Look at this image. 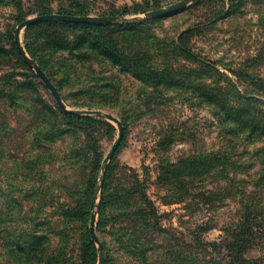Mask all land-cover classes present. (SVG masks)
<instances>
[{
  "label": "rangeland",
  "instance_id": "rangeland-1",
  "mask_svg": "<svg viewBox=\"0 0 264 264\" xmlns=\"http://www.w3.org/2000/svg\"><path fill=\"white\" fill-rule=\"evenodd\" d=\"M178 1L52 0L51 8L52 13H59V7L75 6L78 2L88 9L83 15L131 16ZM223 2L199 0L172 14L138 22L133 29L111 30L110 36L128 54L141 50L144 55L138 57L152 69L160 72L168 68L171 77L164 80L162 76L163 80L155 84L121 69L99 53L88 59L65 54L67 59H63L59 52L44 55L37 46L35 53L42 57L47 72L60 86L56 89L65 106L98 109L125 121L122 139L104 168L103 179L107 173L109 190L113 192L138 180L160 227L145 233L133 231L131 219L141 215H119L118 207L128 204V210L135 208L139 191L128 195L117 191V198L123 201H114L106 224L98 226L101 191H95L99 171L119 134L113 120L95 116L109 122L111 129L101 123H63V118L46 108L40 109V104L32 105L22 98L7 105L0 98V264H98L100 251L102 264L106 260L107 264H186L195 257L217 258L222 251L229 255L227 249L219 246L231 239L226 231L237 232L234 225L244 220V205L254 203L264 208V187L258 180V173L264 169V0H244L240 11L225 17ZM24 9V20L41 15L34 8V0H24ZM14 11L11 5L0 4L1 31L13 23L16 30L20 22H13ZM214 18L216 23L208 22ZM33 24L20 30L24 48L26 42L35 45L45 36L70 35L57 28L43 29L41 33L31 27ZM190 27L186 44L211 61L215 69L209 70L175 52L168 53L170 45L157 42L177 39ZM4 58L0 72L14 70L21 73L20 80L25 79L22 72L28 70L21 59ZM64 69L69 70L68 77L61 83ZM34 80L38 95L53 105L56 99L48 87L39 77ZM206 93L216 98L209 100ZM238 94L245 96V108L258 122L252 131L225 121L220 105L214 102L222 99L230 105ZM51 127L70 132L53 131L48 138L38 133L40 138H33L36 128L45 133ZM79 127L92 132V146H86L85 133ZM82 149L84 158L77 153ZM94 155L100 167L91 194L85 183ZM186 158H200L202 162L197 163V169L174 172L169 167ZM227 175L234 181L230 183ZM68 206L83 209L84 219L74 212L66 216L63 209ZM94 211L92 229L97 240L90 233ZM259 221L264 224V220ZM248 222L243 221L245 225ZM86 228L96 249L94 263L86 254L89 248L83 241ZM260 231L263 234L244 253L246 257L264 253V228ZM129 233L139 237L140 243L153 242L147 259L136 254ZM33 234L44 237L39 247L34 251L20 248L32 242Z\"/></svg>",
  "mask_w": 264,
  "mask_h": 264
},
{
  "label": "trees",
  "instance_id": "trees-1",
  "mask_svg": "<svg viewBox=\"0 0 264 264\" xmlns=\"http://www.w3.org/2000/svg\"><path fill=\"white\" fill-rule=\"evenodd\" d=\"M51 3L52 0H34V8L41 15L52 13L53 10L51 8ZM0 4L11 5L13 9H15L12 18L13 22L19 23L24 20V0H0ZM243 4L244 0H224L222 16L225 17L227 15L240 11ZM58 12L71 15H83L88 13V9L85 7L84 4L76 2L75 6L69 5L67 7H59ZM109 15L115 14L110 13ZM216 21V18H214L210 19L208 22L216 23ZM137 23L138 22L122 24H89L62 20L40 21L31 25V27L39 29L41 33H44L43 29L57 28L58 30H67L70 33L69 37H67L66 35L61 37L45 36L42 39L38 40L35 45L30 42H26L25 49L30 55V57H32L34 61L38 63L40 68L46 73V75L49 77V79L52 81V83L56 86L58 90L60 86L53 80L49 72H47L46 64L44 63L42 57L37 56L35 53L37 51V46H39V49L42 50L44 55H50L51 52L54 54L59 52L60 57H63V59H67L66 56H64L65 54L69 55V57H74L75 59H88L91 57L92 54L99 53L100 56L109 59L112 64L118 65L121 69L125 68L128 71H132L134 74L139 76L138 78L142 79L147 83L155 84L157 82H160L163 80L162 76H164V80H166V77H171V73H169L167 67L160 72L152 69L151 65L148 62L142 61L141 58L138 57L139 54L144 55L143 51L132 50L133 54H128L124 50V47L120 45V43L117 42L115 39H113V37L110 36L112 34L111 30L113 28L133 29L138 25ZM15 26L16 25L14 23L13 25L8 24L4 31L0 30V63L2 64L5 60L4 56H15L21 59V63L27 68L28 72H22V75L25 76V79L23 80H20L18 78L19 75H21L20 72L14 70L0 72V98L6 100L7 105L15 104L16 100H21L22 98L29 100L30 104L32 105L40 104L38 105L40 109L46 108L48 111L59 115L61 119L63 118L66 121L63 123H67L69 121H76L84 124L85 126L96 125L97 123H101L107 125L109 129H111L112 125L109 122L103 120L102 118L81 115L65 110L63 107L59 106L55 100H53V105H50L45 100H43L40 95H38L37 89L35 88L34 80L38 77L36 73L22 58V55L18 50L17 44L14 39ZM191 30L192 27L182 31L177 39H173L168 43L161 40H157V42L165 45L169 44L170 49L167 51L168 53L175 52L183 56L187 60L197 63L198 65L204 66L209 70L215 69L211 61L207 60L206 58L192 50L186 44L185 37ZM100 31H102L103 33H100ZM2 41L4 43H2ZM7 44H9L8 49H6ZM66 45L68 46L67 48ZM165 56L166 55L164 52L162 54L161 59L164 60ZM68 64H70L68 65L70 70L74 71V67H72L73 65L71 63ZM65 65L67 66L66 63ZM68 72V69H64L62 71V75L64 77L61 80V83L65 81L68 77ZM38 83L44 87L42 82L38 81ZM233 88L237 90V86H233ZM206 96L209 100H213L214 98H216L215 95L211 93H206ZM244 99V95L238 94L235 101L232 102L230 105H226L225 103H223L224 100L222 99H216L214 100V102L220 105L222 109V115L224 116L225 121H230L236 126L241 127L242 129L248 127L252 131L256 128V126L259 125L258 122L254 120V115L250 112V109L245 108ZM36 110H39V108H36ZM120 121L123 126V131H125V121L123 119H121ZM57 128L58 127H51V129H49L45 133L41 128H36L33 132V138H40V136L36 135L38 133L43 135L45 138H48L52 136L53 131L59 134L70 132V130L67 129L57 130ZM79 128L85 133L86 146H92V132L89 131L88 128ZM83 152V149L77 151L81 158H84V156L86 155V153ZM86 158L87 157H85V159ZM198 162H202V159L199 158L196 160H192L191 158H186L180 161L179 164L170 165L169 167L173 168L174 172H177L179 170H185L187 168L197 169ZM90 164L85 186L89 190V193L92 194L94 192L93 188L96 183L97 171L100 167V161H98L96 159V156L94 155L90 160ZM109 169L110 166H108V170ZM108 178L109 175L106 173L100 190V220L98 226L106 224L105 222L109 214V209H111V205L113 204V202L123 201L122 199L117 198V191L120 194L126 193L127 195L132 191H139L138 202L136 203L135 208L128 210V204L123 205L122 207H118L120 209L118 210L120 212L119 215L131 216L132 214L134 215L137 213L139 216L141 215V217H138V219L136 220H134V218L131 219V229L133 231L145 233L154 231L156 227H160L158 219L152 217L154 213L152 203L148 200L145 192L140 190L141 188L138 180H135L134 184L131 186H127V184H125V186L121 185L116 189V191L113 192L109 190ZM226 179L230 181V183L234 181V178H229L228 175L226 176ZM258 180H260L261 185L264 187V169L263 173H258ZM246 195V192H244L243 196L246 197ZM141 204L144 206V209L142 208ZM63 211L66 216H69V213L74 212V214H80L82 219H84L85 211L83 209H78V207L76 206L64 207ZM243 213V221L249 222L246 223V225L245 223H243L242 220H240L242 222H240L239 224L237 222L234 225V227H237V232L235 234H232L229 233V231H226V233L231 239L223 241L226 244L221 243L219 246L220 249H227L229 255H224L222 251L220 255L217 256V258L211 257V259L209 260H204L203 258L195 257L192 260L187 261L186 264H199V262L219 264H264V253H261L255 257H246L244 255L245 252H247L251 247L256 245V243L254 242L257 241V238H259V236L263 234L260 229L264 228V224L259 221V219L264 220V208H261L259 205H256L254 203H250L249 205H244ZM116 218L117 217H115V219ZM126 232L127 231H125L124 233ZM129 235L132 236V247L134 248L136 254L140 255L143 260L147 259V251L154 248L153 242L147 241L146 243H140L139 237L131 233H129ZM30 239L32 242L23 246H21L22 243L18 241H16V243H18L17 245L21 246L20 248H22L23 250L34 251L37 247H39V244L44 241V237H41L37 234H33ZM83 241H85L86 246L89 248L86 250V254H88V258L91 263H94L96 260V249L94 243L91 241L87 228L84 231ZM104 263L107 264V260L104 261Z\"/></svg>",
  "mask_w": 264,
  "mask_h": 264
},
{
  "label": "water",
  "instance_id": "water-1",
  "mask_svg": "<svg viewBox=\"0 0 264 264\" xmlns=\"http://www.w3.org/2000/svg\"><path fill=\"white\" fill-rule=\"evenodd\" d=\"M199 0H180L178 2L166 5L164 7H160L154 10L147 11L142 14H134L131 16L126 15H70V14H59V13H48V14H42V15H35L33 17H29L22 22L18 24L15 30V41L18 47L19 52L23 56V59L25 62L29 65V67L36 73V75L43 81V83L48 87L58 104L63 107L65 110L81 114V115H93L98 117H103L108 120H113L119 127V134L114 143L112 144L111 148L109 149L102 165L99 171V178L98 183L96 186V194L100 192L101 186H102V179H103V173L104 168L109 161V159L112 157L114 152L116 151L122 136H123V127L121 124V121L111 113L98 110V109H75L65 106V104L62 102L60 95L55 87V85L52 83V81L49 79V77L46 75V73L40 68V66L34 61L32 57L27 53L26 49L23 47V45L20 43V37L19 33L22 27L27 26L32 23H36L39 21H46V20H62V21H69V22H80V23H94V24H122V23H134V22H141L144 20L161 17L165 15L172 14L176 11L182 10L186 7L191 6L192 4L198 2ZM94 217H95V211L92 212L91 215V223H90V233L94 239L97 240V236L95 232L92 229V225L94 223ZM99 244V243H98ZM101 250V245L99 244V251ZM98 264H102V254L101 251L99 253L98 258Z\"/></svg>",
  "mask_w": 264,
  "mask_h": 264
}]
</instances>
